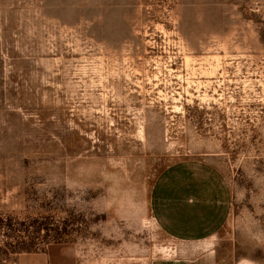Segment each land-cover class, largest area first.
I'll list each match as a JSON object with an SVG mask.
<instances>
[{
    "label": "rangeland",
    "instance_id": "1",
    "mask_svg": "<svg viewBox=\"0 0 264 264\" xmlns=\"http://www.w3.org/2000/svg\"><path fill=\"white\" fill-rule=\"evenodd\" d=\"M176 164L230 189L212 238L154 219ZM54 245L78 264H264V0H0V264Z\"/></svg>",
    "mask_w": 264,
    "mask_h": 264
},
{
    "label": "crops",
    "instance_id": "2",
    "mask_svg": "<svg viewBox=\"0 0 264 264\" xmlns=\"http://www.w3.org/2000/svg\"><path fill=\"white\" fill-rule=\"evenodd\" d=\"M201 165L176 164L154 185L152 214L159 227L175 240H207L218 234L229 219L230 189L215 170ZM16 264L78 263L72 248L54 245L21 254Z\"/></svg>",
    "mask_w": 264,
    "mask_h": 264
}]
</instances>
